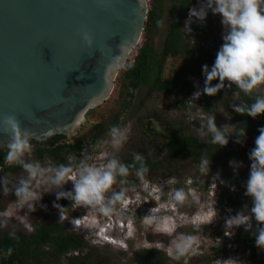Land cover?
<instances>
[{
	"label": "clouds",
	"instance_id": "9594fccd",
	"mask_svg": "<svg viewBox=\"0 0 264 264\" xmlns=\"http://www.w3.org/2000/svg\"><path fill=\"white\" fill-rule=\"evenodd\" d=\"M199 7H191L184 23V31H192L191 24L195 21L203 23L211 10L213 14H219L223 25L222 40L213 64L202 65L204 76V86L200 90L197 88L191 95L189 103L198 99L201 94L214 96L217 92L234 84L245 94H250L254 88L264 84V0H196ZM192 5V4H191ZM190 5V6H191ZM159 23V21L157 22ZM85 46L93 48L94 39L89 32L81 33ZM194 45V38L191 39ZM123 55L114 59V67H131L130 64L122 63ZM213 80H218L212 84ZM233 98H239L240 91L232 93ZM196 105V104H195ZM231 107L236 113L247 114L255 118L258 114L264 113V95L256 96L254 102L247 104L244 102L232 103ZM203 107H197L191 111L190 118L199 122L197 131L201 137L211 135V142L218 146H225L229 142V135L235 134V143H243L246 136V128L236 129L229 133L223 126L217 127L215 115L201 111ZM228 116L227 112H224ZM230 118V117H229ZM235 127V125H233ZM0 128L9 136L5 147L7 152L4 159L8 164L19 165L23 169V174L16 180L8 176H0V192L3 195L14 194L15 200L10 201L9 209L0 210V229L10 227L8 235L17 238L16 223L13 218L23 221V227L31 228L26 220V215H21L20 210L25 213L35 212L37 207L47 209V205L42 203L45 194H54L52 207L59 212V218H65L66 206L59 201L67 199L77 206H90L93 210L105 217H111L119 213L121 216L128 211L130 203L128 192L135 190V186L124 187L128 184L127 177L129 165L121 161L116 153L126 144L131 131V124L112 125L108 132V140L101 141V145H110L112 151L104 150L100 153L104 157V162L94 164L89 162L87 155L81 156L76 162V158L69 156V163L53 164L42 163L38 159L31 158L33 151L32 133L28 129H21L19 121L15 115H5L0 120ZM259 135L255 138V146L248 152L251 161L248 178L244 184L245 195L251 198V206L244 205L243 209L234 215H229L225 219L226 236L235 234V229L243 226L245 231L253 229V220L256 227L252 231L255 238V245L264 250V126L258 128ZM99 146V145H98ZM134 160L139 162V168L135 175L142 182L143 188L149 191L156 200L165 195L164 185L151 184L146 179L149 169L145 163L144 156L136 153ZM229 166L233 172L242 166L241 161L229 160ZM211 159L209 156L201 154L199 172L208 176L210 172ZM119 178V179H118ZM175 178H170L168 183L174 182ZM219 179L220 184L226 181L220 178V172L212 174L211 184L215 186ZM71 182V189H65L64 185ZM119 183L120 189L113 188ZM234 190V188H233ZM215 193V192H214ZM189 202V192L183 187L174 188L168 193L167 203L160 204L159 207L152 206L147 214L143 216L148 225L159 223L162 220L161 209L166 206L180 207ZM191 202L200 203L195 192L191 195ZM216 200L211 198L207 206V213L196 217L194 226L200 231H204L203 225L213 222L217 215L215 207ZM231 212V209L228 210ZM72 224H78V218H72ZM133 217L128 216V223H133ZM169 233L175 231V225L167 228ZM221 244V238H216ZM199 244V233H177L171 240L169 255L179 260L185 256L194 245ZM13 249L7 248L6 254L10 255ZM243 260L229 257L226 259H215V264H241ZM244 262V261H243Z\"/></svg>",
	"mask_w": 264,
	"mask_h": 264
},
{
	"label": "trees",
	"instance_id": "16d2710c",
	"mask_svg": "<svg viewBox=\"0 0 264 264\" xmlns=\"http://www.w3.org/2000/svg\"><path fill=\"white\" fill-rule=\"evenodd\" d=\"M196 0H169V18L163 27V33L159 41L157 36L161 27V18L163 12V1L153 0V6L148 10L147 19L144 25L142 43L136 49L131 61H126L124 65L130 64L131 67H122L120 71V94L123 96L119 109L113 114L107 122L98 121L92 123L91 127L81 134H75L67 137L64 134H56L49 141H37L32 139L33 151L32 157L40 160L42 163L46 160L53 164L69 163V156H78L84 143H95L103 138L112 125H122V115L130 110L133 114L135 110L142 106L144 101L151 97L153 93H166L170 96H176L175 87L182 80L188 64L189 42L186 40V34L182 29L181 22L186 17V12L191 4ZM159 21V23H157ZM207 31V28L200 25L195 30ZM200 55L193 59L194 63L202 67L207 64L209 67L213 64L216 53L206 51L204 45L198 47ZM168 57L181 58L182 62L173 72L165 74V64ZM200 75V74H199ZM218 80H213L212 84ZM219 90L216 95L209 96L201 94L196 99L203 108L208 109L213 104H221L232 117V128L225 130L229 133L239 128H246V136L243 143H235V134L229 135V142L225 146H218L211 142V135L201 137L185 128L182 121L178 123L169 120L159 113H149V116L156 121L164 138L157 143L147 139V132H142L136 142H127V146L121 152L119 158L122 162L134 165L130 168L129 174L134 175L139 168V162L134 160L136 153L144 156L145 163L148 166V176L158 177L166 174L172 168L174 163L180 160H186L190 163L199 164L201 154L207 155L211 159V167L224 168L226 163L233 157H241L247 162L248 152L255 146V138L259 135L258 128L264 126V113L258 114L255 118L247 114L236 113L231 107L232 103L244 102L251 104L256 96L264 95L255 91L245 94L234 84ZM191 88L188 86L187 92ZM240 91L239 98L234 99L232 93ZM177 103L179 108H184V96L179 95ZM152 119L148 118L147 125H152ZM235 125V127H233ZM222 125L217 124V127ZM154 130V129H153ZM7 148H0V176H20L23 169L16 164H8L4 159ZM171 171V170H169ZM240 174L236 179L233 178L230 185L222 188L221 195L224 196L226 189L230 188L231 194L225 198V203L234 206L237 197L248 198L239 189L244 187L239 180ZM224 180H227L224 178ZM228 186V187H227ZM227 187V188H226ZM234 188V190H233ZM14 198V194L3 195L0 193V204ZM55 199V198H54ZM54 199H47L51 210H57L52 207ZM61 205L66 206L68 211L71 201L61 199ZM242 208L244 205L251 206V199L239 201ZM5 205V204H4ZM3 206V205H2ZM31 229L16 228L17 238L8 235L10 229H0V264H188L184 257L179 260L170 259L165 251L156 247L138 248L131 250L130 254L121 251V256L116 257L106 252L101 246L90 242L81 232L74 229L65 228L57 219L54 212H32ZM253 229L245 231L244 227L236 230L233 235V241L250 250L248 261L256 264L257 256L261 249L255 245V238L252 235L256 227V221L253 220ZM108 247V244H105ZM13 249L10 255L6 254L7 248ZM218 252L217 247L214 248ZM214 253V258H215ZM200 264H211L210 260L200 259Z\"/></svg>",
	"mask_w": 264,
	"mask_h": 264
},
{
	"label": "rangeland",
	"instance_id": "374dc122",
	"mask_svg": "<svg viewBox=\"0 0 264 264\" xmlns=\"http://www.w3.org/2000/svg\"><path fill=\"white\" fill-rule=\"evenodd\" d=\"M163 1V12L161 27L158 32V40H160L163 27L165 26L169 18V0ZM148 10L153 6V0H147ZM199 7L198 2L196 1L189 7ZM188 8V10H189ZM188 10L186 16L188 15ZM187 17L183 18L181 22L182 29ZM204 26L207 28V31L199 30L195 27ZM192 31L186 35V40L189 42L190 48L188 51V64L187 70L185 71L182 80L175 87L174 91L176 96H170L166 93H153L151 97L146 99L142 106L138 107L133 114H130V110L125 112L122 117V125L131 124V131L129 134L128 141L136 142L141 136L142 132H147L149 140L157 143L162 141L164 136L157 125L156 121L149 116V113H159L163 117L172 120L175 123L182 121L181 124L185 128L195 134H198L197 128L199 127V122L197 120H192L190 118L191 111L195 110L198 106L203 107V104L198 103L196 100L193 102L196 104H191L188 102L191 99V95L194 91L199 88L203 89L204 86V76L202 74V67L194 63L193 59L199 54L198 47L204 45L206 51L212 53H217L220 45L223 43L222 32L223 25L221 24V17L219 14H213L211 10L208 11V15L203 23L195 21L191 24ZM184 30V29H183ZM195 40L194 45H192L191 39ZM143 38L141 37L138 44L131 50L127 56L126 61H131L133 55L136 53V49L142 43ZM182 59L177 57H168L165 64V74L173 72L174 68H178ZM205 65V64H202ZM120 71H118L116 78L114 80L113 89L102 103L88 109L84 115V120L78 127V130L75 134H81L87 131L92 123L98 121L107 122L110 117L119 109L122 102L123 96L120 94ZM200 74V75H199ZM188 86L191 88L187 92ZM255 91L264 94V84L254 88ZM179 95L184 96V108H179L177 103V98ZM206 113H212L215 115L216 125H224V127L231 129L232 128V117L229 112L221 104H213L208 109H201ZM224 112L228 113V116L224 115ZM230 117V118H229ZM148 118L152 119V125H147ZM196 126V127H195ZM154 129V130H153ZM109 130V129H108ZM108 132V131H107ZM107 132L103 138L98 140L95 143H84L81 149V153L78 156H71L76 158V162L81 156L87 155L89 157V162L94 164H100L104 162V157L100 153L104 150L112 151L110 145L103 144L101 141L108 140ZM73 134V135H75ZM69 135L67 137H71ZM127 141V142H128ZM126 144L116 153L120 156L121 152L127 146ZM99 145V146H98ZM237 161L242 162V166L237 169L236 173L233 172L232 167L229 166V161L222 168L211 167L208 176H204L199 172V164L190 163L186 160H180L177 163L172 165L173 167L165 171L166 174H161L158 177H150L146 174V179L150 181L151 184H161L164 185L165 195L161 196L159 200H156L152 195L149 194V191H146L143 188L142 182L134 174H129L126 178L128 184L124 187L135 186V190H130L128 196L130 198V203L127 206L128 211L121 216L119 213L113 214L111 217H105L93 210L90 206L80 205L77 206L74 203H71V206L68 211H65V218H59L58 210H51L50 205L47 203V199H54V194H45L43 196L42 203L47 205V209H41L37 207L36 211L38 212H54L58 221L67 229H74L81 232L90 242L95 243L101 246L107 253L114 255L116 257L121 256V251H126L130 254L131 250L138 248H148L156 247L160 250L165 251L170 259H174L169 255L171 240L175 237L177 233H199V244L194 245L189 252L183 256L184 261L188 264H200V259L203 257L204 261L210 260L211 264H215V259H226L229 257L239 258L243 260L241 264H252L248 261V255L250 250L240 244H237L233 241L232 236H226L225 232V219L229 215H234L237 211L243 209L239 201L245 199L243 197H237L236 193H233V198L236 200L234 206H230L225 203V198L231 194L230 188L224 192V196L221 195L222 188L228 184V179L230 185L233 178L236 179L239 176L241 183L246 182L249 170L250 162L245 161L241 157H233ZM230 159V160H231ZM51 161L46 160L43 163H49ZM69 162V159H68ZM52 163V162H51ZM220 172V178L226 181V184H220L219 179L216 181V189L213 184H211L210 177L212 174ZM21 176V175H20ZM20 176H11L10 179L16 180ZM170 178H175L174 182L168 183ZM119 179V178H118ZM72 184L69 181L64 185L65 189H71ZM121 185L119 183L114 184L113 188L119 190ZM183 187L186 191L189 192V202L185 203L180 207L166 206L161 209L160 215L162 220L159 223L148 225L143 216L147 214V211L152 206L159 207L162 203H167L168 193L174 188ZM228 187V186H227ZM226 187V188H227ZM241 193H245V187L239 189ZM195 192L197 197L200 200V203L191 202V195ZM215 192V193H214ZM1 193V192H0ZM216 200L215 207L217 209V215L214 218L213 222L210 224L203 225L204 231L197 229L194 224L196 223L197 216H203L207 213V206L213 197ZM4 201L0 204V210L9 209L10 201ZM5 204V205H4ZM3 205V206H2ZM231 209V212L228 210ZM25 210H20L21 215H26L27 222L31 225V218L29 213H25ZM133 217V223L130 225L128 223V216ZM72 218H78V224H72L70 221ZM16 223V228H23L30 230L29 228L23 227V221L13 218ZM175 225V231L169 233L167 231L168 227ZM239 228H243L240 226ZM235 229V232L237 229ZM10 229V227H5L2 230ZM221 238V244H219L216 238ZM105 244H108L106 247ZM215 247L219 249L218 252H215ZM214 253L215 258H214ZM256 264H264V250H261L257 256Z\"/></svg>",
	"mask_w": 264,
	"mask_h": 264
},
{
	"label": "water",
	"instance_id": "95a60500",
	"mask_svg": "<svg viewBox=\"0 0 264 264\" xmlns=\"http://www.w3.org/2000/svg\"><path fill=\"white\" fill-rule=\"evenodd\" d=\"M147 13V0H0V120L15 115L37 141L75 134L110 95L114 59L126 63ZM8 140L0 128V148Z\"/></svg>",
	"mask_w": 264,
	"mask_h": 264
}]
</instances>
